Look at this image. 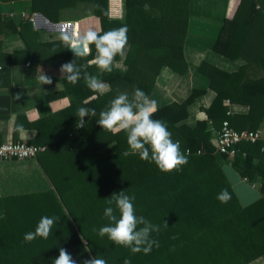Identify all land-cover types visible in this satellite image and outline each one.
Listing matches in <instances>:
<instances>
[{
	"label": "trees",
	"instance_id": "16d2710c",
	"mask_svg": "<svg viewBox=\"0 0 264 264\" xmlns=\"http://www.w3.org/2000/svg\"><path fill=\"white\" fill-rule=\"evenodd\" d=\"M30 1L32 14L42 13L53 22L59 20L62 10L81 1L93 2L102 24L98 33L126 26L128 44L125 68L116 65L121 59L118 54L112 71L101 72L93 63L94 44L90 53L74 56L60 42L63 45L61 65L73 60L77 66L86 64V71L109 84L110 89L104 93L94 92L82 78L72 84L75 91L72 103L32 122L38 129L37 139L32 143L47 145L42 154L45 155L43 166L59 196L50 198L62 203L70 219L59 224L72 226L60 235H50L47 239L38 237L21 250L24 238L18 236L11 224L2 221L0 264H53L61 247L77 264L90 256L103 258L107 264H123L126 258L131 264H248L264 255V141L240 143L241 151L232 160L227 154L216 152L217 141L213 137L214 128H221L226 119L238 130L259 128L264 118V72L255 78L244 77L243 73L252 64L264 67V54L260 61H250L234 73L204 61L199 70L210 77V87L217 96L209 107L199 111L204 116L197 117L191 124L188 121L190 105L205 94L204 89H193L181 102L162 101L156 90L157 78L164 66L181 74L188 70L184 57L188 0H125L124 20L109 16V0ZM145 4L150 5L152 15L144 10ZM239 10L235 18L224 20L214 45L216 51L230 58L238 57L231 27L253 25L258 30H252L255 35L248 31V37H264V1L242 0ZM27 25L31 26L29 19L25 21L24 26ZM257 48L264 52V47ZM66 84L70 83L66 80ZM134 87L157 101L158 111L153 119H163L172 139L180 142L188 163L179 171L161 172L154 162L141 160L129 147L124 131H109L96 123L99 113L118 92L131 97ZM3 98L9 106L10 99L0 97V100ZM229 102L248 104L249 112L231 115ZM80 107L94 108L97 113L95 117L84 118V127H79L77 109ZM7 112L1 115L7 116ZM21 119L22 116L17 118L18 123ZM227 163L247 179L260 175L263 196L246 205L241 203L227 175ZM122 190L135 195L138 216L160 226L159 233H152L160 246L153 247L147 255L133 254L93 231L109 223L104 217L106 201ZM224 190L229 196L227 203L217 199ZM48 210H53V203Z\"/></svg>",
	"mask_w": 264,
	"mask_h": 264
},
{
	"label": "crops",
	"instance_id": "0c3cea01",
	"mask_svg": "<svg viewBox=\"0 0 264 264\" xmlns=\"http://www.w3.org/2000/svg\"><path fill=\"white\" fill-rule=\"evenodd\" d=\"M262 1L264 0H258L259 3ZM187 2L189 22L184 42V57L188 63V70L181 74L169 66H164L157 78L156 90L162 101L181 102L189 97L193 89H204L205 94L190 105L188 121L193 124L197 117L204 116L199 112L201 108L209 107L217 96V92L210 87V77L201 72L199 66L205 61L228 73L238 72L248 62L260 61L264 52L257 47H264V37H248V31L255 35V31L252 30H258L253 25L233 26L231 31L234 32V50L238 51V57L225 56L216 51L214 45L224 20L233 19L238 15L242 0ZM109 3V16L124 20L125 15L113 13L112 6L115 7V2L109 0ZM117 3L121 6L125 0H119ZM122 12L125 14V7ZM147 13L153 14L151 10ZM243 17L244 12L241 15V18ZM27 19L30 20L31 26H24ZM65 23H71L67 31L81 34L89 29L97 32L102 29L101 19L95 13L93 2H78L76 6L62 10L59 20L53 22L42 13L32 14L30 0H0V97L10 99L9 106L6 105L4 98L0 100V143L9 141L32 143L38 134V129L32 122L72 103L75 97L74 86L72 84L67 86L66 79L59 72L63 61V45L59 36ZM124 58L125 55L121 56V59L115 62L116 65L125 68ZM263 70V65L252 64L243 74L244 77L255 78L262 76ZM42 72L52 78L51 85L41 84L38 76ZM103 85L104 93L110 86L106 83ZM229 106L231 115H244L250 109L248 104L243 103L229 102ZM6 111H9L8 115L2 116L1 114H6ZM21 116V122L18 123L17 118ZM21 126L22 131L19 130ZM219 129L220 127L214 128V136ZM258 130L264 135V118ZM42 154L44 153L31 159L0 160V223L7 221L22 238L25 233L35 231L38 221L34 220V217L37 212L41 216L59 217L50 235L62 234L65 227L59 224L60 221L70 222L62 203L50 198L59 196L43 166L45 155ZM225 166L226 172L228 170L238 178L236 182L229 178L238 197L236 183H242L246 190L259 189L258 198L263 196L260 175L256 174L253 180H245L233 165L227 163ZM51 203L53 210H48ZM70 226L66 225V230H69L67 228ZM74 228L76 229V226ZM29 243L23 241L21 250L26 249ZM248 264H264V255Z\"/></svg>",
	"mask_w": 264,
	"mask_h": 264
},
{
	"label": "clouds",
	"instance_id": "9594fccd",
	"mask_svg": "<svg viewBox=\"0 0 264 264\" xmlns=\"http://www.w3.org/2000/svg\"><path fill=\"white\" fill-rule=\"evenodd\" d=\"M143 7L145 11H150V5L145 4ZM127 31L126 26L103 34L91 29L82 34L62 30L59 39L73 51L74 56L90 53V46L94 44L96 55L93 63L101 72H111L115 57L118 54L125 55L128 44ZM86 69V64L77 66L73 60L63 63L59 72L70 84L75 85L83 78L87 87L94 92L103 93V83L96 76L89 74ZM38 79L42 85L53 83L52 78L44 72L38 76ZM157 111V101L140 88L134 87L131 97L128 93L118 92L109 102V106L99 113L96 123L102 129L124 131L129 147L139 154L141 160L154 162L161 172L179 171L188 163L187 156L181 151L180 142L172 139L167 123L163 119H153ZM96 115L94 108H78L79 127H84L85 117ZM19 130H23L22 126ZM217 199L221 203H227L229 199L227 191L224 190L218 194ZM134 201L135 195L126 194L124 190L113 193L106 201L108 206L104 209V217L109 223L98 230L94 228L93 231L98 232L100 237L107 236L116 245L128 248L133 254L143 252L147 255L153 247L160 246L159 241L152 238L153 232L159 233L160 226L154 225L144 216H138ZM113 204L115 207L112 206ZM58 220L59 217L42 216L35 231L24 234V241L31 242L37 237L47 239ZM164 226H168L166 222ZM53 264H77V261L65 248L61 247L59 256L53 260ZM81 264H107V261L98 256H90ZM123 264H131V260L126 258Z\"/></svg>",
	"mask_w": 264,
	"mask_h": 264
},
{
	"label": "built area",
	"instance_id": "2783aa9c",
	"mask_svg": "<svg viewBox=\"0 0 264 264\" xmlns=\"http://www.w3.org/2000/svg\"><path fill=\"white\" fill-rule=\"evenodd\" d=\"M70 27L71 23H65L62 30L67 31ZM214 138L217 141L216 152L219 154H227L229 159L232 160L241 151L239 147L240 143L244 141H264V135L258 129L255 131L238 130L231 125L228 119L222 122V126ZM46 150L47 146L41 144H32L24 141L2 142L0 143V160L36 158ZM244 179L248 180L246 177Z\"/></svg>",
	"mask_w": 264,
	"mask_h": 264
},
{
	"label": "rangeland",
	"instance_id": "374dc122",
	"mask_svg": "<svg viewBox=\"0 0 264 264\" xmlns=\"http://www.w3.org/2000/svg\"><path fill=\"white\" fill-rule=\"evenodd\" d=\"M115 2V7L112 6V10H113V13L115 15H125L122 11H123V7H125V3H123L121 6L118 5L117 1L119 0H113ZM124 1V0H123ZM163 88V87H162ZM167 94V93H166ZM228 177L229 178H232L233 182H236L238 180L237 177L233 176L234 174L230 173L228 170ZM245 182V181H244ZM247 183V182H246ZM236 186V189L238 191V195L240 197V201L241 203H244V204H249L251 202H254L260 195V190L259 189H254V190H249L242 185V183L238 184L236 183L235 184ZM37 215L34 217V220L36 221H39L40 218L42 217L41 214H39L38 212L36 213ZM65 228L62 230L64 231L66 229V225H63ZM58 232H60V230H58Z\"/></svg>",
	"mask_w": 264,
	"mask_h": 264
},
{
	"label": "water",
	"instance_id": "95a60500",
	"mask_svg": "<svg viewBox=\"0 0 264 264\" xmlns=\"http://www.w3.org/2000/svg\"><path fill=\"white\" fill-rule=\"evenodd\" d=\"M40 15H41V14H40ZM68 50H69V53L73 54V51H72L71 49L68 48Z\"/></svg>",
	"mask_w": 264,
	"mask_h": 264
}]
</instances>
